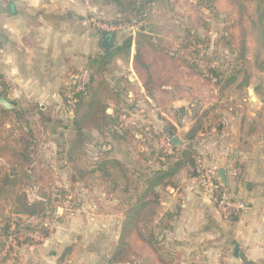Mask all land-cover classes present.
Here are the masks:
<instances>
[{"label":"rangeland","instance_id":"374dc122","mask_svg":"<svg viewBox=\"0 0 264 264\" xmlns=\"http://www.w3.org/2000/svg\"><path fill=\"white\" fill-rule=\"evenodd\" d=\"M246 5L248 15L252 16L254 4ZM93 6L96 10L84 14L89 26L94 23L107 26L109 30H98L116 34L115 43L132 38L135 47L132 45L126 62L134 56L135 72L143 86L152 88L154 101H146L140 88L130 84L127 79L132 73L118 66L110 67L124 79L120 106L124 107V113H129L126 114L129 127L123 124L129 133L127 141H104L97 133H90L87 155L77 163L64 156L73 137L70 110L58 113L45 110L48 117H55L63 126L47 125L42 140L29 141L33 146L29 152L37 161L34 169L14 176L7 160L0 158V180L7 175L18 180L17 185L7 186L0 195V248L2 243L6 245L0 252V264H109L124 221L121 199L109 193L111 186L105 182L79 180V173L85 167L89 171L108 149L136 179L138 187V175L143 172L149 175L151 169L158 167L153 155L164 149L162 132L171 121H178L177 134L186 142V133L198 122L204 132L191 141H238L239 127L243 141H253V136L264 137V73L254 65L255 36L246 19L247 49L241 58L239 13L230 0H95ZM227 42L232 43L230 48L226 47ZM210 69L221 73V78H213ZM229 78L235 80L226 87ZM163 84L167 91L161 94ZM249 89H258L261 106L248 94ZM179 97L184 101L181 106ZM32 105L19 102L18 108L29 109ZM27 119L33 124L35 113ZM11 130L17 135L12 125L0 126L1 138L7 139ZM187 151L203 162L196 149ZM184 170L192 173L188 167ZM177 176L172 180L174 185ZM167 193L159 187L150 196L151 204L129 238L136 257L131 264L194 263L177 255L170 241L161 239L166 208L161 204ZM52 194L55 196L50 201ZM17 195L25 196L31 203H42L45 217L17 215ZM38 223L48 225L50 232L46 240L39 234L32 235L33 241L40 245L29 242L18 246L13 238L5 240L7 225L15 230L18 225ZM68 248L72 252L61 262Z\"/></svg>","mask_w":264,"mask_h":264},{"label":"crops","instance_id":"0c3cea01","mask_svg":"<svg viewBox=\"0 0 264 264\" xmlns=\"http://www.w3.org/2000/svg\"><path fill=\"white\" fill-rule=\"evenodd\" d=\"M94 2L0 0V98L7 99L13 108H18L20 102L36 104L43 112L68 110L61 92L76 81L75 73L87 79L93 72L90 59L104 51L103 36L95 26H89L84 16L96 10ZM130 64L134 69L133 55L129 62L115 60L105 73L111 88L105 101L113 116L119 111L124 113L120 106L124 79L110 67L129 71ZM134 73L127 80L138 86L151 103L152 88L143 86L135 69ZM249 90L261 106L258 89L253 95ZM160 91L166 93L167 87L163 84ZM177 101L180 106L184 102L181 97ZM170 124L180 127L178 121ZM237 134L238 141L182 140L181 149H196L203 156V166L217 174L224 189L248 205L246 212L233 220H223L187 170L178 174L175 185L163 187L168 196L161 204L166 206L161 239L170 241L177 255L192 259L193 264H264V137L243 141L241 127Z\"/></svg>","mask_w":264,"mask_h":264},{"label":"trees","instance_id":"16d2710c","mask_svg":"<svg viewBox=\"0 0 264 264\" xmlns=\"http://www.w3.org/2000/svg\"><path fill=\"white\" fill-rule=\"evenodd\" d=\"M110 1L120 2V0ZM230 1L235 5L239 13L237 24L241 33L240 57L244 58L246 54L248 28L245 22L248 19L249 27L255 36L254 65L257 70L264 73V0ZM247 3L254 4L252 16L248 15ZM99 34L104 38L109 33L99 30ZM132 45V38H128L118 44L117 47H113L108 51L104 50L102 55L90 59L89 67L93 72L89 70L87 79L81 78L75 73L76 81L72 82L69 88L61 92L62 102L70 110L69 117L73 130V137L69 142V147L66 151L64 150V156L67 157L69 162L77 163L86 157L91 137L90 133H97L104 141L111 140L115 143L127 141L128 129L124 128L121 121L125 113H120L119 111L115 116L108 113V104L105 101V96L109 95L111 88L105 79V73L109 65L115 60H128ZM225 45L230 48L232 43L227 42ZM210 73L216 80L222 76L215 69H210ZM234 80V78L227 79L225 86H229ZM145 86L147 85L145 84ZM33 113H35L36 119L31 124L27 118ZM14 122L18 124L17 128ZM7 123L17 129V135H14V130H11L8 131L7 139H3L0 136V158L7 160V164L10 165L11 170L15 173L14 176H17V172L32 171L34 165L37 164V161L29 152L33 147L29 141L42 140L41 137L43 138L45 135L44 129L47 128V125L60 123L63 126L62 122L56 121L55 117H48L39 106L35 105H32L29 109L14 107L11 110L4 109L0 105V126L2 127ZM201 125L198 122L186 133L188 141L194 139L197 134L204 132ZM162 134L171 140L172 137L177 136V129L175 126L171 124L168 126L167 124ZM171 148V151L165 148L160 149L156 156L153 155L154 158L156 157L158 167L151 169L149 175H144V172L138 175L140 184L138 187H136L138 184L136 179L130 176L121 161L111 155L109 149L103 153L102 157H99V162L92 164L93 167L89 171L85 167V173H79V180L81 181L86 182L88 179H92L110 185L111 190L109 193L121 199L124 221L117 246L110 255L109 264H131L134 262L136 258L135 251L129 242V238L146 208L151 204L150 196L154 195L157 188L173 186L172 180L187 167L192 171V177H198L196 156L185 149H181L179 146L171 145ZM178 151H180L179 156L176 155ZM12 176L7 175L0 180V195L4 194L7 186L17 185L18 180L11 179ZM53 196L55 195H51L50 201H53ZM15 204L17 207L15 213L19 216L28 218L45 217L46 209L42 203H31L25 196L17 195ZM52 210L55 211V208ZM4 231L5 240L13 238L18 246L29 244V242L30 245H40L39 242L33 241L32 235L34 234L41 235L44 240L50 236L49 226L45 223L18 225L15 230L10 225H7ZM22 236L26 237L23 241L20 239ZM5 247L6 245L2 243L0 252ZM71 252L72 249L68 248L62 254L60 261H64Z\"/></svg>","mask_w":264,"mask_h":264},{"label":"built area","instance_id":"2783aa9c","mask_svg":"<svg viewBox=\"0 0 264 264\" xmlns=\"http://www.w3.org/2000/svg\"><path fill=\"white\" fill-rule=\"evenodd\" d=\"M94 26L97 29L101 28L102 30H109L107 26H102L97 23H94ZM111 30L116 29L113 28ZM129 72L132 73V76H135L133 64H130ZM121 120L127 126L128 121L125 114L122 116ZM161 141L166 150H172L171 145L173 144L171 143V140L167 139V137H163ZM197 165L199 175L196 178V181L199 184V188L213 201L223 220H233L248 210L249 207L244 201L236 199L224 189L217 174L212 169L203 166V163L200 160L197 161Z\"/></svg>","mask_w":264,"mask_h":264},{"label":"water","instance_id":"95a60500","mask_svg":"<svg viewBox=\"0 0 264 264\" xmlns=\"http://www.w3.org/2000/svg\"><path fill=\"white\" fill-rule=\"evenodd\" d=\"M117 39L116 34L112 33V34H108L107 36L104 37L103 41H102V47L105 51H108L110 49H112L113 45L115 44ZM249 93L251 95H253L254 90L250 89ZM0 105L7 110H11L13 109L12 104L5 98H0ZM171 143L175 146H179L182 147L184 145V142L180 139L179 136H174L171 138Z\"/></svg>","mask_w":264,"mask_h":264}]
</instances>
